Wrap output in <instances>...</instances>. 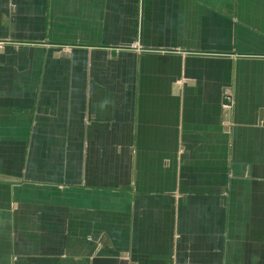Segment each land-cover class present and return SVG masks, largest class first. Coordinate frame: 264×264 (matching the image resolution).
I'll list each match as a JSON object with an SVG mask.
<instances>
[{
    "label": "crops",
    "instance_id": "1",
    "mask_svg": "<svg viewBox=\"0 0 264 264\" xmlns=\"http://www.w3.org/2000/svg\"><path fill=\"white\" fill-rule=\"evenodd\" d=\"M0 264H264V0H0Z\"/></svg>",
    "mask_w": 264,
    "mask_h": 264
},
{
    "label": "built area",
    "instance_id": "2",
    "mask_svg": "<svg viewBox=\"0 0 264 264\" xmlns=\"http://www.w3.org/2000/svg\"><path fill=\"white\" fill-rule=\"evenodd\" d=\"M136 46H137V45H136ZM136 46H135V47H136ZM135 47H134V48H135ZM226 102H227V103L225 104L224 108H226V109H230L229 106L231 105V102H230L228 99H226Z\"/></svg>",
    "mask_w": 264,
    "mask_h": 264
}]
</instances>
